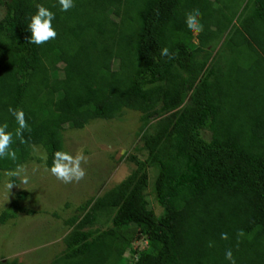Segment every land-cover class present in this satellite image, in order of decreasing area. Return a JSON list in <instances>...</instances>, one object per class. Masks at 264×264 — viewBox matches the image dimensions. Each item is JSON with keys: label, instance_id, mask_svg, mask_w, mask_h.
Returning <instances> with one entry per match:
<instances>
[{"label": "trees", "instance_id": "16d2710c", "mask_svg": "<svg viewBox=\"0 0 264 264\" xmlns=\"http://www.w3.org/2000/svg\"><path fill=\"white\" fill-rule=\"evenodd\" d=\"M37 5L55 13L57 32L41 46L28 43ZM0 7V123L15 130L12 107L28 124L25 142L11 145L17 159H0V180L36 148L50 168L68 130L140 114L135 152L145 160L128 157L133 171L79 207L53 264H229V249L235 264H264V0ZM197 11L203 31L194 35L185 20ZM25 198L1 225L35 214Z\"/></svg>", "mask_w": 264, "mask_h": 264}, {"label": "rangeland", "instance_id": "374dc122", "mask_svg": "<svg viewBox=\"0 0 264 264\" xmlns=\"http://www.w3.org/2000/svg\"><path fill=\"white\" fill-rule=\"evenodd\" d=\"M3 16L4 9L0 7V19ZM234 58L239 60L237 55ZM139 127L140 114L129 112L119 121L97 120L83 129L64 132L65 150L73 155L82 152L85 157L81 167L86 175L79 182L65 184L51 175L40 148L33 150L32 159L21 166L18 175H14L16 171L3 173L0 215L21 193L26 194L22 206L35 214H18L16 219L0 224V261L53 264L64 249L66 222L79 214V207L102 196L133 171L135 166L127 162L128 157L136 155L145 160L144 153L135 152ZM25 177L27 183H23ZM13 178L17 184L12 183Z\"/></svg>", "mask_w": 264, "mask_h": 264}, {"label": "clouds", "instance_id": "9594fccd", "mask_svg": "<svg viewBox=\"0 0 264 264\" xmlns=\"http://www.w3.org/2000/svg\"><path fill=\"white\" fill-rule=\"evenodd\" d=\"M59 10L61 12H67L74 7V0H58ZM201 14L197 11L194 13H189L186 16V26L189 32L196 35L203 31V24L200 20ZM55 20V13L45 8L43 5H37V10L35 14L29 17V23L27 25V30L30 32V37L28 43L41 46L50 40L57 37V32L53 26V21ZM161 56L169 57V49L167 47L161 49ZM8 112L14 119L17 127L14 131L9 130V125L7 122L0 123V159H11L15 161L17 159L16 152L11 148L14 142V137L19 139L21 143H24V130L27 129L28 124L25 119V112L21 108L9 107ZM85 161V157L82 152H78L76 155L71 154L68 151H55L53 153L52 164L48 171L56 177L57 180L68 184L73 181H81L86 173L81 167L82 162ZM22 170L20 165L17 166V171L14 175H18ZM27 178L25 177L23 183H27ZM10 188L13 185H8ZM222 239H228L226 233L221 234ZM225 259L229 264H235V259L231 249L225 252Z\"/></svg>", "mask_w": 264, "mask_h": 264}]
</instances>
